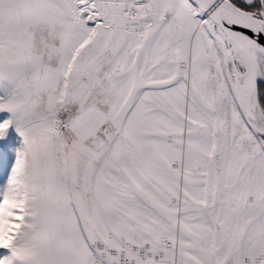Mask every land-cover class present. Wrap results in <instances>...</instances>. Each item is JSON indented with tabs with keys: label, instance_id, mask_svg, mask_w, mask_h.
<instances>
[{
	"label": "snow or ice",
	"instance_id": "snow-or-ice-1",
	"mask_svg": "<svg viewBox=\"0 0 264 264\" xmlns=\"http://www.w3.org/2000/svg\"><path fill=\"white\" fill-rule=\"evenodd\" d=\"M0 114V264H264V0H0Z\"/></svg>",
	"mask_w": 264,
	"mask_h": 264
},
{
	"label": "rangeland",
	"instance_id": "rangeland-1",
	"mask_svg": "<svg viewBox=\"0 0 264 264\" xmlns=\"http://www.w3.org/2000/svg\"><path fill=\"white\" fill-rule=\"evenodd\" d=\"M21 143H22V137H20L19 134L14 129H10L9 138L7 141L4 142L5 148L7 149L8 145H13L15 148H18L20 147ZM8 160L10 162L14 160V152L8 153Z\"/></svg>",
	"mask_w": 264,
	"mask_h": 264
}]
</instances>
